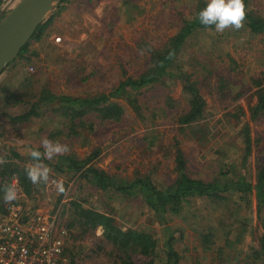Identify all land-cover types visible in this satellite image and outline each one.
<instances>
[{
  "label": "rangeland",
  "instance_id": "1",
  "mask_svg": "<svg viewBox=\"0 0 264 264\" xmlns=\"http://www.w3.org/2000/svg\"><path fill=\"white\" fill-rule=\"evenodd\" d=\"M19 1L3 0L0 20ZM197 1L66 0L56 4L44 18L51 20L40 39L30 42L28 53L16 58L0 74V133L3 134L1 138H6L0 140V145L11 148L15 144L18 148L15 150L22 157L20 164H25L33 147L43 148L44 138L67 145L68 151L62 155L71 153L79 159H86L92 150L100 148L99 156L89 162L93 167L126 180L136 170L146 172L158 165L154 178L160 187L174 177L168 166L172 157H162L161 151L150 146L153 138H165L162 141L165 147L171 138L180 139L178 148L189 158L187 167L192 177L207 181L217 170H222L221 167L228 169L231 163L238 165L235 156L245 148L240 145L239 132L247 124L251 139L250 180L254 183L255 166L264 158V117L251 120L249 107L256 98L254 83L261 81L260 88L264 89V35L251 36L244 25L224 35L195 29L182 48L181 58L176 57L170 70L175 74L183 64V73L189 74L192 82H199L208 116L206 130L202 132L206 141L201 143L196 134L189 131H170L174 120L160 111L167 98H173L165 105L167 112L181 111L188 104L171 79H166L165 87L151 85L140 92L141 96H136L139 115L123 98L112 100L122 104L125 112L120 123H108L104 133L98 130L97 126L101 125L98 117L71 119L55 111L60 105L57 100L39 101L44 90L46 96L48 93L80 100L109 94L120 82L138 78L147 71L150 48L161 50L184 23H193L198 11ZM250 8L264 18V0H251ZM206 77L213 80L204 83ZM221 85H224L223 90ZM38 101V117H31L24 123H11V118L22 115ZM64 104L80 106L76 101ZM231 140L236 144L235 149ZM4 155L9 153L4 152ZM57 156L59 154H54L52 158ZM52 158H48L49 162ZM49 166H46L47 181L36 187L31 198L21 192L13 201L23 202L26 209H34L33 214L40 212L56 217L59 229L65 232L66 249L61 264H98L103 256L95 252L99 241L101 248L110 249L108 232L105 235L102 227L90 235L83 234L85 230L76 225L68 226L73 221L69 218V202L81 196L86 198L85 205L113 217L122 231L152 235L161 246L175 230L182 232L181 239L175 234L171 240L181 257L179 264H228L226 251L218 253L214 246L203 250L202 233L214 234L219 247L226 241L233 243L231 253L235 255L230 260L235 264L245 261L246 256L259 247L261 235L264 236V208L258 209L255 192L251 198L243 196L244 200L238 194H226L228 200L218 203L192 198L176 215L163 214L159 210L154 213L141 199L119 200V194L103 195L95 187L80 189V182L70 176L71 172L64 169L56 174ZM215 207L218 209H213ZM211 213L215 216L213 219H209ZM102 262L105 264L106 259Z\"/></svg>",
  "mask_w": 264,
  "mask_h": 264
},
{
  "label": "trees",
  "instance_id": "2",
  "mask_svg": "<svg viewBox=\"0 0 264 264\" xmlns=\"http://www.w3.org/2000/svg\"><path fill=\"white\" fill-rule=\"evenodd\" d=\"M64 1L66 0H60L57 4L63 3ZM243 2L245 7V18L242 25L249 29L251 36L258 37L260 35H264V18L259 17V14L250 8L251 0H243ZM205 3V0L197 1V13L205 6ZM50 20L51 19L43 20L39 24L28 43L21 48L18 55L11 59L9 65L16 58L28 53L29 43L40 39ZM192 21L193 23H184L179 31L169 38L161 50L150 48L147 71L141 74L138 78H128L125 81L120 82L109 94H100L93 98H80V100H78L66 96L54 97L48 93L47 97L45 94L46 91L44 90L39 101L43 102L48 98L57 100L60 105L57 107L58 109H55V111L62 112L71 119L78 117L81 120L86 116L97 119L98 117L100 118L101 123V125L97 126L99 127L98 130L101 131V133H104L106 125L110 122H116L119 124L125 112V108L122 104L112 100L123 98L131 107L132 111L134 108L136 114L139 115L140 110L139 104H137L138 100L136 96H141L140 92L145 87L151 85H154V87H165L166 79H171L173 80V86H177L179 91L181 90V93L185 95L188 104L186 109L181 111L175 113L167 112L164 109L165 105H167L168 101L173 99L167 98L166 103H164L163 107L160 108V111H163L167 117L174 120L173 127L169 130L179 131L180 133L189 131L191 134H196V139L199 143L206 141V138H203L204 135L202 132L206 130L205 126L208 124V116L205 112V102L199 92V82H192L191 76L183 73L185 68V65L183 64L176 69L177 73L175 74H171L170 70L175 65L174 62L176 61V57L179 56L181 58L183 54L182 48L185 46L186 40L193 35V31L195 29L211 30L215 34L219 33V35L221 33L224 35L231 30L236 31L238 29L229 27L225 29L226 32H217L213 26L205 27L201 25L197 16H195ZM223 35H221V37ZM221 37L218 39L220 40ZM210 79L211 78L209 77L203 78L204 83H207ZM216 80L222 81V78H216ZM260 85L261 81L254 83L257 91L254 93L256 95L254 103L249 107L251 120H258L264 117V89L260 88ZM220 89L223 90L224 85H221ZM222 90H220V94L222 93ZM39 101L32 104L30 109L22 115L11 118V123H24L31 117H38L39 115L37 111H39V109H37V104ZM74 101L80 103V106L75 107L64 104V102L69 103ZM238 112L240 111L238 110ZM140 117L142 118V113ZM94 127L95 126H93V128ZM72 128L73 126L71 129ZM71 129L68 128V130ZM215 134L213 135V138ZM2 136L3 134L0 133V140L6 139L1 138ZM77 139L80 138H73V140ZM86 139L87 138H84L83 140ZM164 139L165 138H153V145L149 144L154 149L157 148L156 150L161 151L162 157H172L170 158L172 159V162L168 160V166L174 177H172L168 184H163V186L160 187L157 186V181L154 178L155 171L159 168L158 165L146 172L136 170L131 178L128 177L130 180L127 178L126 180L120 179V176L118 177V175H110L101 169L93 167V165L89 162L99 156L101 152L100 148L92 150L90 155L86 156V159H79L77 156L69 153L66 155L59 154V156L52 158L53 162H49V159L44 155L45 150H43L40 145L33 147L31 151H39L41 153L40 163L45 167L49 164V168H52L56 174L63 172L64 169L69 171V173L71 172L70 176L75 178V181L80 182V189L95 187L100 190L99 192L103 195L110 194L113 197L114 194H119V200L131 198L141 199L144 204L150 206L149 209L154 213L159 210V212H162L163 214L169 212L170 214L176 215L180 212V209L182 208L181 206L189 203L192 198H205L207 200H211L213 203H218V201L228 200L225 196L226 194L235 193L238 194L240 199L242 198L244 200L243 196L251 198L252 192H255V199L258 201V209H261L262 207L264 208V158L262 162H258L255 166L256 175L255 182L253 183L252 180H250L252 177L249 166L251 139L248 135L247 124H245L239 132L238 139L241 143L239 144L244 145L245 148L238 156H235L238 159L235 160L237 163L239 162L238 165L231 163L232 165L229 164L228 169L226 167H219L223 171L217 170L215 174H212L213 177L207 181L192 177L191 171L187 167L189 158L186 157L178 148L180 139L171 138L167 142L166 147L162 146V141H164ZM232 140L235 141L234 139ZM232 140L230 141V144L233 146L232 148L235 149L236 144L234 145ZM102 141L104 142V138H102ZM200 145L203 146L205 144ZM0 149L3 150L1 151L0 156V215H4L6 213L5 205L8 203L3 199L4 190L11 187L13 180L16 181L24 196L28 198H31L33 196L32 194L36 193V187H39L41 183L33 184L28 179L26 170L29 167H27L26 164L35 165L36 163L31 155L28 157L25 164H20L19 162L22 157L15 150L18 149L15 144L10 149H5V147L1 144ZM4 152L9 153V155H4ZM233 168L235 171L232 170ZM158 202L160 204L157 205V207L154 206V204H157ZM86 203V198H82V196L78 199H71L69 202V218L73 221L68 224V226L72 227L73 225H76L79 229L83 228L85 230L82 232L83 234L89 233L92 235L98 227H102L104 229L105 235L108 232L106 236L108 237V242L111 244L110 249L106 250L105 248H101L99 246L101 241H99L97 250H95V252H101L103 254L101 261L97 262L98 264H104V261L102 262L103 258L106 259L105 264L180 263L181 257L179 253L174 250L172 241L175 234L178 239H181L183 236L182 232H177L175 230L174 234L171 233L170 236L167 234L169 238L166 239L164 246H161L158 239L152 235L131 230L122 231L116 226L113 217H110L104 212L94 210L92 207L85 205ZM21 205L23 207V220H26L29 215L33 214L32 212L34 209H26L23 202ZM214 205L217 206L216 204ZM55 208H57V205ZM213 209L218 208L215 207ZM214 217L215 216L212 213L209 215V219H213ZM82 233L80 232V234ZM223 234H225V232H223ZM214 236V234L202 233L201 242L203 250L210 249L211 246H214L218 253L226 251L228 264H235L230 260L235 255V253H231L233 251L231 249L233 243L226 241L222 246H216ZM65 249L64 243V251ZM240 264H264L263 235H261L259 247L254 248V251L249 256H246V260L242 261Z\"/></svg>",
  "mask_w": 264,
  "mask_h": 264
},
{
  "label": "built area",
  "instance_id": "3",
  "mask_svg": "<svg viewBox=\"0 0 264 264\" xmlns=\"http://www.w3.org/2000/svg\"><path fill=\"white\" fill-rule=\"evenodd\" d=\"M11 188L21 194L15 180ZM5 212L0 215V264H61L65 232L55 216L36 212L23 220L17 201L8 202Z\"/></svg>",
  "mask_w": 264,
  "mask_h": 264
},
{
  "label": "clouds",
  "instance_id": "4",
  "mask_svg": "<svg viewBox=\"0 0 264 264\" xmlns=\"http://www.w3.org/2000/svg\"><path fill=\"white\" fill-rule=\"evenodd\" d=\"M245 18L243 0H206L205 6L197 13L199 23L205 27L213 26L215 31L223 32L226 28L239 29ZM41 144L45 149L44 155L51 159L54 154H62L68 151V146L53 143L47 138L42 139ZM31 157L36 161L35 165L26 170L28 179L33 184L47 181L48 169L40 163L41 153L31 151ZM62 190V189H61ZM17 197L16 191L9 187L4 190V201L11 202Z\"/></svg>",
  "mask_w": 264,
  "mask_h": 264
},
{
  "label": "water",
  "instance_id": "5",
  "mask_svg": "<svg viewBox=\"0 0 264 264\" xmlns=\"http://www.w3.org/2000/svg\"><path fill=\"white\" fill-rule=\"evenodd\" d=\"M3 0H0V3ZM60 0H20L0 20V72L18 55Z\"/></svg>",
  "mask_w": 264,
  "mask_h": 264
},
{
  "label": "crops",
  "instance_id": "6",
  "mask_svg": "<svg viewBox=\"0 0 264 264\" xmlns=\"http://www.w3.org/2000/svg\"><path fill=\"white\" fill-rule=\"evenodd\" d=\"M5 149H10V148H5ZM1 151H3V150L0 149V152H1Z\"/></svg>",
  "mask_w": 264,
  "mask_h": 264
},
{
  "label": "flooded vegetation",
  "instance_id": "7",
  "mask_svg": "<svg viewBox=\"0 0 264 264\" xmlns=\"http://www.w3.org/2000/svg\"><path fill=\"white\" fill-rule=\"evenodd\" d=\"M5 69H6V68H5ZM5 69H4V70H5ZM4 70H3V71H4ZM3 71H2V72H3ZM2 72H0V74H1Z\"/></svg>",
  "mask_w": 264,
  "mask_h": 264
}]
</instances>
